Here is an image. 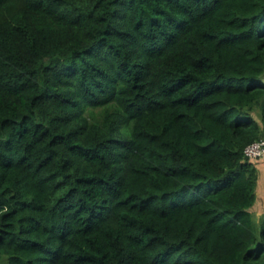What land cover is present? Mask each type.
<instances>
[{"label":"trees","instance_id":"obj_1","mask_svg":"<svg viewBox=\"0 0 264 264\" xmlns=\"http://www.w3.org/2000/svg\"><path fill=\"white\" fill-rule=\"evenodd\" d=\"M261 138L264 0H0V264H264Z\"/></svg>","mask_w":264,"mask_h":264},{"label":"rangeland","instance_id":"obj_2","mask_svg":"<svg viewBox=\"0 0 264 264\" xmlns=\"http://www.w3.org/2000/svg\"><path fill=\"white\" fill-rule=\"evenodd\" d=\"M259 119V117L257 116ZM259 170V182H258V200L253 207V212L259 217L264 213V159L255 163ZM3 264H8L4 262Z\"/></svg>","mask_w":264,"mask_h":264},{"label":"built area","instance_id":"obj_3","mask_svg":"<svg viewBox=\"0 0 264 264\" xmlns=\"http://www.w3.org/2000/svg\"><path fill=\"white\" fill-rule=\"evenodd\" d=\"M244 156L249 161L264 159V138L247 145L244 150Z\"/></svg>","mask_w":264,"mask_h":264}]
</instances>
